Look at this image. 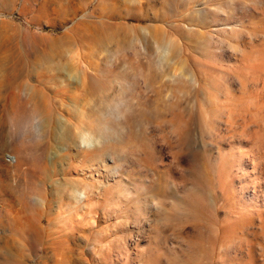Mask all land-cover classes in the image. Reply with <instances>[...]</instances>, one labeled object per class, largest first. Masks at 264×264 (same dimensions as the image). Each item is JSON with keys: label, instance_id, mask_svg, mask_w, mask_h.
Listing matches in <instances>:
<instances>
[{"label": "rangeland", "instance_id": "1", "mask_svg": "<svg viewBox=\"0 0 264 264\" xmlns=\"http://www.w3.org/2000/svg\"><path fill=\"white\" fill-rule=\"evenodd\" d=\"M0 264H264V0H0Z\"/></svg>", "mask_w": 264, "mask_h": 264}, {"label": "bare ground", "instance_id": "2", "mask_svg": "<svg viewBox=\"0 0 264 264\" xmlns=\"http://www.w3.org/2000/svg\"><path fill=\"white\" fill-rule=\"evenodd\" d=\"M26 106H21V107H17L14 111H13V116L15 119H21L24 116V113L26 111ZM87 140L85 139V137L82 138L81 140V145L83 143H85ZM19 160L18 156L12 155L10 156V161L13 162H17ZM87 197V194L85 191H81L78 188L77 189H73V191L70 193V195L68 196V198L70 200H73L77 203H81L85 198Z\"/></svg>", "mask_w": 264, "mask_h": 264}]
</instances>
